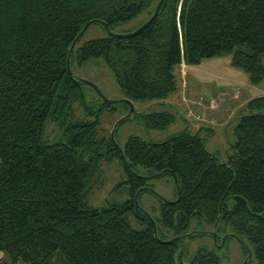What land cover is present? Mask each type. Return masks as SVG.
Wrapping results in <instances>:
<instances>
[{
  "label": "trees",
  "instance_id": "trees-1",
  "mask_svg": "<svg viewBox=\"0 0 264 264\" xmlns=\"http://www.w3.org/2000/svg\"><path fill=\"white\" fill-rule=\"evenodd\" d=\"M156 5L0 0V264H56L58 256L62 264H180L183 239L157 241L149 216L135 204L136 193L152 186L134 173L166 169L177 175L181 198L159 199L158 218L148 212L160 239L186 235L195 219L230 226L253 245L249 262L264 264V96L249 100V113L238 118L226 163L206 149L200 132L188 128L160 143L129 137L121 147L123 161L111 135L100 134L97 119L76 115L77 102L88 109L83 84L67 71L76 37L91 20L106 22L112 31L145 11L147 21ZM81 41L71 68L104 59L133 102L168 99L177 90L176 66L216 57H230L253 85L264 82V0H165L156 19L132 37ZM108 109L115 107L104 102L99 112ZM144 117L157 129L176 118L170 111ZM49 122L60 129L53 141L46 138ZM113 160L125 174L112 193L126 192L128 199L93 207L87 194L102 163ZM147 193L154 194L143 190L139 204ZM189 264L220 259L216 250L200 248Z\"/></svg>",
  "mask_w": 264,
  "mask_h": 264
},
{
  "label": "rangeland",
  "instance_id": "rangeland-1",
  "mask_svg": "<svg viewBox=\"0 0 264 264\" xmlns=\"http://www.w3.org/2000/svg\"><path fill=\"white\" fill-rule=\"evenodd\" d=\"M153 1L158 3L159 0ZM147 17L145 11L131 21L115 25L113 32L117 34L130 33L144 23ZM106 35V31L100 25L93 24L82 37L81 44L89 40L104 38ZM230 60V57L203 59L198 65H189L185 74L181 65L176 66L173 74L177 80V90L171 93L170 99H168L170 103L149 100L135 101L136 113L122 121L116 130L117 144L124 147L127 139L131 136L140 137L148 142L160 143L185 131L186 128L190 134H195L200 127L204 126L200 137L205 139L206 149L210 153H215L222 163H226L229 155L233 153L232 145L235 142L234 132L238 118L249 113L247 105L249 100L264 96V82L253 85L248 74L241 69L232 67ZM72 71L76 77L96 84L104 96L110 100L127 98L118 86L115 75L102 58L83 65L74 63ZM82 89L88 109H84L77 102L75 104L76 115L81 119H86L85 114L88 119H97L100 134L110 136L114 125L129 112V106L117 104L114 105L115 109L99 112L104 100L91 86L83 84ZM212 105H216L219 110L216 113L208 114L206 106ZM162 111L172 112L176 117L175 121L166 129L151 127L144 115ZM193 113L200 115L201 119H196V115L193 116ZM212 114H215V118H212ZM59 136L58 125L49 122L46 128V138L53 141ZM124 174V169L118 160L103 162L96 180L87 194L88 203L101 209L107 207L109 203H121L127 200L126 192L112 193V189L122 180ZM149 183L156 195L144 194L140 199V205L153 217L158 218L160 216L159 199L176 200V185L170 175L152 179ZM152 207H155L156 211H152ZM132 224L138 230L143 228L134 219ZM220 227L221 229L204 220L195 219L188 232H195V236L184 238L180 244L183 247L178 254L180 264H189L190 257L195 255L200 248L216 250L220 264H244L247 257H245V248L253 251V245L245 237L239 240L229 236L223 243V239L227 235L233 234V231L230 226L220 225ZM214 233L218 235V243L215 242ZM169 237L168 240L172 239L173 234H169ZM218 245L222 246L219 248ZM56 264H62L61 256H58ZM248 264H256V262L254 260Z\"/></svg>",
  "mask_w": 264,
  "mask_h": 264
},
{
  "label": "water",
  "instance_id": "water-1",
  "mask_svg": "<svg viewBox=\"0 0 264 264\" xmlns=\"http://www.w3.org/2000/svg\"><path fill=\"white\" fill-rule=\"evenodd\" d=\"M165 0H159L157 5H156V8H155V11L153 12L152 16L147 20L145 21L139 28H137L135 31L133 32H130V33H127V34H117V33H114L109 25L104 22V21H101V20H91L89 21L85 26L84 28L82 29V31L79 33V35L76 37V39L74 40V42L72 43L71 45V48H70V51H69V54L67 56V71H68V74L73 77L76 82L78 83H82V84H87L89 86H91L92 88H94V90L97 92V94L104 100V102H106L107 104L109 105H117V104H127L129 106V112L126 114V116H124L123 118H121L113 127L112 129V132H111V139L115 145V147H117V149L119 150L120 154H121V157L123 159V161H125V156H124V153H123V150L122 148L119 146V144H117L116 142V139H115V133H116V130L119 126V124L124 121L125 119L127 118H130L131 116H133L135 113H136V110H135V106H134V102L132 100H130L129 98H126V99H121V100H110L108 98H106L103 94V92L99 89V87L92 83V82H89V81H86V80H83V79H80L78 77L75 76V74L73 73L72 71V68H71V58H72V55H73V52L75 50V47L78 43V41L85 35V33L87 32V30L89 29L90 26H92L93 24H100L101 26L104 27L105 31H106V34L109 36V37H113V38H129V37H132L136 34H138L142 29H144L145 27H147L148 25H150L155 19L156 17L158 16L161 8H162V5L164 3ZM212 155H214L213 153H211ZM165 173H171V175L173 176V179H174V183L176 185V188H177V198L176 200L174 201H165L163 200L165 203L169 202V203H176L180 200L181 198V191H180V187H179V182H178V178H177V175L172 172L171 170L169 169H166V170H163L162 172H159V173H156L154 175H150V176H143V175H139L137 173H134L136 176H140L142 178H144L146 181H150L152 179H155V178H159L161 177L163 174ZM143 190H147V191H150L152 193L155 194L154 190L148 186L144 187V188H141L137 193H136V196H135V204L137 206V208L142 211L144 214H146L147 216H149L151 222L153 223V226H154V232H155V238L157 241L159 242H164V243H171V242H174V241H177L179 239H184L186 237H190L192 236L195 232L193 233H187L186 235H181V236H178L176 238H173L171 240H167V241H164L162 239L159 238L158 236V230H157V226H156V223L155 221L152 219V217L148 214V212L141 207V205L139 204V201H138V197L140 195V193L143 191ZM156 195V194H155ZM214 236H215V242L218 243V235L216 233H214ZM234 237V238H238L237 235L235 234H229L227 235L224 239H223V243L226 241V239L228 237ZM239 239V238H238ZM240 240V239H239ZM222 245H218V247L220 248ZM248 251V256L246 257L245 261H244V264H248L249 261L252 260L253 258V252L250 250V249H247Z\"/></svg>",
  "mask_w": 264,
  "mask_h": 264
},
{
  "label": "crops",
  "instance_id": "crops-1",
  "mask_svg": "<svg viewBox=\"0 0 264 264\" xmlns=\"http://www.w3.org/2000/svg\"><path fill=\"white\" fill-rule=\"evenodd\" d=\"M230 64H231V60H230ZM181 69L184 71V74H185L186 71H187V69H188V66H187V65H181ZM169 97H170V96H169ZM168 99H170V98H168ZM168 99L164 100V102L170 103ZM203 102H204V101H203ZM204 104H205V103H204ZM171 105L175 106L173 103H171ZM189 105H190V104H189ZM189 105H188V107H189ZM194 107L197 108V106H194ZM201 108H205V107H201ZM201 108H200V109H201ZM206 109H207L208 114H211V113H213V112L216 113V112L219 110V108H217L216 105H214V106L212 105V106H210V107H207V106H206ZM214 116H215V114H214V115L212 114V118H215ZM209 117H211V116H209ZM188 125L190 126L191 124L189 123ZM203 128H204V126H203V127H200V129H199L197 132H201ZM3 258H4V253H3L2 251H0V261H1Z\"/></svg>",
  "mask_w": 264,
  "mask_h": 264
},
{
  "label": "built area",
  "instance_id": "built-area-1",
  "mask_svg": "<svg viewBox=\"0 0 264 264\" xmlns=\"http://www.w3.org/2000/svg\"><path fill=\"white\" fill-rule=\"evenodd\" d=\"M196 114L195 113H193V116H195ZM200 115H196V119H201L200 117H199Z\"/></svg>",
  "mask_w": 264,
  "mask_h": 264
}]
</instances>
